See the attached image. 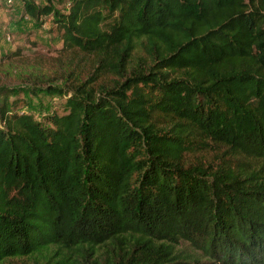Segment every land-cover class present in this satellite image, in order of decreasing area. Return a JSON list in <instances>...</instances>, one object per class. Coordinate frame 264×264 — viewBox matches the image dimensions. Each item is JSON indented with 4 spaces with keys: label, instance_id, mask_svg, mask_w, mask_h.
Returning a JSON list of instances; mask_svg holds the SVG:
<instances>
[{
    "label": "trees",
    "instance_id": "obj_1",
    "mask_svg": "<svg viewBox=\"0 0 264 264\" xmlns=\"http://www.w3.org/2000/svg\"><path fill=\"white\" fill-rule=\"evenodd\" d=\"M44 2L90 67L0 86V264H264V0Z\"/></svg>",
    "mask_w": 264,
    "mask_h": 264
},
{
    "label": "rangeland",
    "instance_id": "obj_2",
    "mask_svg": "<svg viewBox=\"0 0 264 264\" xmlns=\"http://www.w3.org/2000/svg\"><path fill=\"white\" fill-rule=\"evenodd\" d=\"M11 0L7 4L0 0V86L14 90L9 98L25 101L28 106L18 108L20 113L29 114L43 121L47 114H62L64 98L47 95L44 88H63L61 77L70 68L79 72L84 79L90 62L80 60L79 53L62 50L59 32L52 16L39 15L31 18L23 10V2ZM36 9L45 6L44 0H32ZM53 9L65 13L66 5L53 4ZM33 92V94L31 93ZM223 149H208L185 157L186 163L202 161L215 163L220 160ZM205 260H201L204 262ZM2 264H33L30 259H10Z\"/></svg>",
    "mask_w": 264,
    "mask_h": 264
},
{
    "label": "built area",
    "instance_id": "obj_3",
    "mask_svg": "<svg viewBox=\"0 0 264 264\" xmlns=\"http://www.w3.org/2000/svg\"><path fill=\"white\" fill-rule=\"evenodd\" d=\"M7 4H10L11 3V0H5Z\"/></svg>",
    "mask_w": 264,
    "mask_h": 264
}]
</instances>
